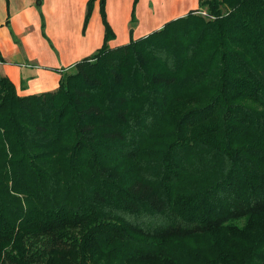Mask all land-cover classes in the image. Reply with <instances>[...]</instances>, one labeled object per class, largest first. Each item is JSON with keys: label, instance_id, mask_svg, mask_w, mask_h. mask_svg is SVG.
Wrapping results in <instances>:
<instances>
[{"label": "trees", "instance_id": "trees-1", "mask_svg": "<svg viewBox=\"0 0 264 264\" xmlns=\"http://www.w3.org/2000/svg\"><path fill=\"white\" fill-rule=\"evenodd\" d=\"M104 1L56 90L0 76V264H264V0L115 48Z\"/></svg>", "mask_w": 264, "mask_h": 264}, {"label": "crops", "instance_id": "crops-1", "mask_svg": "<svg viewBox=\"0 0 264 264\" xmlns=\"http://www.w3.org/2000/svg\"><path fill=\"white\" fill-rule=\"evenodd\" d=\"M88 2L0 0V76L8 78L20 96L56 90L62 72L102 46L101 3L93 2L86 21ZM198 2L173 0L171 18L150 20L149 28L143 30L141 19L133 17L134 0H105L106 20L114 33L107 45L115 48L140 39L167 21L196 10Z\"/></svg>", "mask_w": 264, "mask_h": 264}, {"label": "rangeland", "instance_id": "rangeland-1", "mask_svg": "<svg viewBox=\"0 0 264 264\" xmlns=\"http://www.w3.org/2000/svg\"><path fill=\"white\" fill-rule=\"evenodd\" d=\"M170 2L171 0H137L135 5L133 3V17L135 21L138 17L141 19L140 29L147 30L149 28L148 21L150 20H161V22H163V20L171 18L173 0L172 3ZM149 9H151V11H148Z\"/></svg>", "mask_w": 264, "mask_h": 264}, {"label": "water", "instance_id": "water-1", "mask_svg": "<svg viewBox=\"0 0 264 264\" xmlns=\"http://www.w3.org/2000/svg\"><path fill=\"white\" fill-rule=\"evenodd\" d=\"M37 2H39V1H37Z\"/></svg>", "mask_w": 264, "mask_h": 264}]
</instances>
